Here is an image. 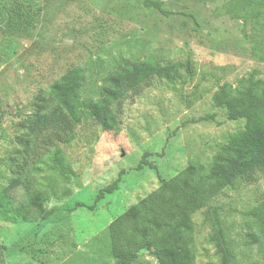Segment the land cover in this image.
Instances as JSON below:
<instances>
[{"label":"trees","instance_id":"trees-1","mask_svg":"<svg viewBox=\"0 0 264 264\" xmlns=\"http://www.w3.org/2000/svg\"><path fill=\"white\" fill-rule=\"evenodd\" d=\"M196 1L240 22L256 62L251 74L233 73L192 102V53L176 61L121 33L19 108L15 123L3 119L0 98V223L49 219L74 184L91 182L178 121L188 164L110 222L115 264H137L146 252L158 264H264V199L238 208L212 203L264 166V79L257 77L264 72V0ZM143 2L161 8V0ZM151 155L139 169L156 168Z\"/></svg>","mask_w":264,"mask_h":264},{"label":"rangeland","instance_id":"rangeland-1","mask_svg":"<svg viewBox=\"0 0 264 264\" xmlns=\"http://www.w3.org/2000/svg\"><path fill=\"white\" fill-rule=\"evenodd\" d=\"M213 5L161 0L159 9L143 0H0V98L8 112L3 119L15 123L19 108L121 33L140 37L146 51L162 49L176 61L186 62L192 53L187 87L192 102L233 73L250 75L256 62L240 22L216 17ZM257 77L264 79V72ZM178 125L172 122L91 182L74 184V195L58 204L61 209L49 219L0 223V257L7 264H115L110 222L155 190L161 177L171 178L188 164ZM148 152L156 168L139 169ZM118 178L114 193L96 203L99 191ZM263 199L264 166L221 191L212 203L238 208ZM137 264L158 262L146 252Z\"/></svg>","mask_w":264,"mask_h":264}]
</instances>
